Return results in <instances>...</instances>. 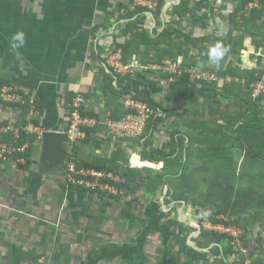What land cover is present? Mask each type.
Instances as JSON below:
<instances>
[{
	"label": "crops",
	"instance_id": "obj_1",
	"mask_svg": "<svg viewBox=\"0 0 264 264\" xmlns=\"http://www.w3.org/2000/svg\"><path fill=\"white\" fill-rule=\"evenodd\" d=\"M121 1L0 0V88L12 84L30 95L37 109L29 118L35 117L41 127L60 129L68 119L72 97L76 93L86 97L84 109L102 119L109 113L121 116L125 111V97L117 91V78L102 58L107 48L113 44L117 47L123 41L124 33L118 29L123 19L119 14L127 11L133 1ZM192 2V13L207 14V22L200 24L201 21L194 20L192 15V21H181L178 25L181 31L185 30L197 39L189 44V60L204 63L205 56L207 65L214 66L208 60V52L216 43H221L228 51L219 68L231 72L226 76H232V82L221 80L213 89L206 91L198 83L179 82L164 76L146 77V83L153 96L160 95L158 103L165 107V113L171 109L168 105L171 100L176 104V112L182 111L184 102L202 110L200 103L204 101L213 104V108L217 107L215 104L223 108L228 100L236 107L235 112H239L247 103L248 77L264 66V7L243 12V8L238 9L241 0ZM111 8L114 11L108 12ZM104 11H107L106 15ZM236 18L241 21L236 22ZM113 19L114 39L102 33L106 28L105 22ZM21 30L25 34V44L14 52L10 46L11 37ZM91 30L95 33L91 34ZM237 40H240L239 45L235 47ZM245 56L249 62L245 61ZM177 59L183 60L184 54L180 53ZM11 106L0 100V121H21L22 106ZM208 110H211L209 106ZM211 114L212 119L223 121L218 113ZM191 118L198 122L202 117L192 114ZM87 145L78 146L76 157L79 160L101 156L102 149L94 148L92 143ZM106 146L109 145H103ZM66 151L69 154V150ZM21 173L22 170L11 164L0 166V264H120L126 259L130 264L131 255L137 254L136 249L143 256L141 264L165 262L166 256L152 247L150 240L151 229L157 227L161 220L154 224L158 219L155 209L145 210L148 220L151 221L152 216L154 220L142 226L136 240L123 238L139 209L108 206L109 201H114L109 199L114 197H102L77 188H70L67 195H82L85 200L89 197L88 208L81 213L73 207L65 208L63 205L61 208L60 200L64 197L61 187L65 190L64 171L60 185L50 191H45L46 186L42 187L43 194H39L41 202H36L34 207H23L22 194L15 187L10 190L8 184L11 180L8 174L15 177ZM54 179L47 177L46 184L51 185ZM104 198L108 200L106 206L95 204L97 201L102 203ZM161 212L163 216L168 213L175 218L184 215L182 209ZM192 220L196 225H204V222L199 224L196 218ZM163 229L167 235L168 228L163 226ZM159 241L162 244V240ZM214 247L219 248L215 250L218 257L222 251L227 259L233 258L234 250L226 242L217 243ZM194 249L198 251L197 247ZM157 252L160 254L152 255ZM197 254L193 261L191 256L188 258L182 254L184 262L212 264L210 253Z\"/></svg>",
	"mask_w": 264,
	"mask_h": 264
},
{
	"label": "rangeland",
	"instance_id": "obj_2",
	"mask_svg": "<svg viewBox=\"0 0 264 264\" xmlns=\"http://www.w3.org/2000/svg\"><path fill=\"white\" fill-rule=\"evenodd\" d=\"M132 1V6H129L127 11L119 14V18L123 20L120 21L118 29L127 31L122 36L123 41L121 43H126L128 39L132 38L135 43L139 44L137 50L143 52L141 56L137 55L136 58L143 63L144 69L136 70L135 74L141 70L139 72L144 73L146 77L151 79L158 76L170 78V76L163 77L164 74L162 73L167 72L160 70L159 66L167 60H177L174 58V51L181 49L186 52V50H191L189 44H185L186 31H181L178 25H180L181 21L185 22L192 19L191 16L193 15L192 12L194 9L192 6L193 0ZM140 1H151L152 9L146 12L143 9L139 11L140 7L144 6L139 3ZM111 9L108 12L114 11V8ZM104 12L106 15L107 11ZM236 20L237 22L241 21L240 18H236ZM105 25L106 28L102 29V33L108 34L114 39V19L105 22ZM90 32L91 34L95 33L93 30ZM134 32H137V39L132 37ZM112 46L107 48V50H114V44ZM102 58L105 62V55ZM170 75L171 79H178V77H174L172 74ZM207 84L213 88L217 85V83ZM12 86L16 88V86ZM158 86V89H160L159 83ZM200 88H205V86L200 85ZM16 90L24 96V103L20 104V107L22 106L21 114L23 118L19 123L23 127L28 124L41 127L40 124L36 123L35 117L29 118L37 109L36 102H32L30 95L25 94L20 89L16 88ZM164 93H161V95L163 96ZM157 96L155 95L153 98L156 102H159L160 95ZM204 99L206 100V98ZM249 103L247 102L241 106L242 109L239 112H235L236 107L229 100L223 108L218 107V104H215L217 107L213 108V104H208L207 101H204L202 104L200 103V106H202L200 109L202 110H196V106L193 104L191 106L190 103L184 102L181 105L183 107L182 111L176 112V104L171 100L168 104L171 108L168 110V113L158 110V114H160L162 119L150 138V144L152 147L157 146L166 151L172 150L173 142H171L169 135L170 132L177 130L180 137V146L177 148L175 155L169 158L166 165H164L163 161L155 162L149 159L147 163H144L146 159L139 158L140 151L133 152L130 157L133 167H148L151 169L134 170L131 175L134 178V181L130 182L132 183L131 189L127 191L124 186L120 187L123 191L122 194H115L120 197L119 199H109L114 201L108 202L107 198H104L102 203L99 204L98 201L95 203L102 207L103 205L106 206L108 202V206L112 207L124 206L136 210L139 209L133 216L130 223L131 227L122 236L123 238H134L136 240L142 226L153 222L154 216H152L151 221L148 220L149 215L146 214L145 210H150L152 207L160 212L182 209L184 215L180 217L175 218L174 215L172 216L168 213H165L164 216L162 215L158 218V220H161L157 227L150 231L152 247L160 250L164 254L163 256H166L165 262L163 263L162 260L161 264H186L183 260V255L187 254L184 250L185 247L193 250H195L194 247H197L198 251H195L200 254H204L205 252L210 253L213 258L212 264H264V156L261 159L256 158L248 149L249 142L240 139V135L237 133L238 127H241L239 123L240 117L243 111L247 109L246 107L249 106ZM208 106L211 110H208ZM11 107H14V105ZM259 110L264 111V103L261 104ZM196 111H198L199 115L195 114L197 113ZM213 112L218 113L223 121L212 119L211 113ZM192 114L193 116L202 118L198 119V122H195L191 118ZM208 124H211L209 125L210 128L216 127L215 129L219 134H227L229 139L226 144L228 147L227 152L231 158L227 159V157H224L219 162L208 155L209 153L206 154V148H208L210 142L204 138V134L206 131L205 125ZM239 132L242 134L243 130H239ZM200 136H203V139ZM252 139L253 144L256 143L257 145L256 148L264 147V138ZM91 143L95 145L94 140ZM91 143L89 142V145ZM87 144H83L82 147L88 146ZM63 146L65 147V143ZM34 148V155L32 156L34 161L30 170L23 171L21 175H15V177L13 174H8L11 177V180L8 182L10 184V190L12 187H15L22 194L23 207H34L36 202H41L39 194H43L41 193L44 190L42 189L43 186H46L45 191H50L51 188L53 189L55 186L60 185L65 162L69 157L68 151H66L67 156L64 152H60L51 159H46L42 153L41 141L35 142ZM99 148L103 151L101 157H110L112 155V160L110 161L114 164V150L116 146L103 147L100 145ZM129 149L130 146H124L123 148L126 153L131 151ZM74 154L77 156L79 152L77 153L75 151ZM123 162L122 164H125L127 160H123ZM63 163L64 165H62ZM163 166H166V169ZM121 170L123 172L130 171L125 166H122ZM114 172L119 174L125 182L126 174L124 176L121 172L115 170V167ZM182 172L183 174L181 175ZM49 176L55 178L53 180L54 184H46V178ZM153 181L156 182L157 186L155 189H150V184ZM61 191H63L64 195L63 199L60 200L61 208L63 205L65 208L67 206L73 207L81 213L84 208H88V205H90L89 197L85 200L82 199V195L79 197L68 196L66 190H63V187H61ZM127 192L131 195L125 198L124 196ZM33 196L36 197L34 198ZM201 210L207 217L221 218L227 222V224H219L239 230V244H232L233 239H223L212 233H207V231H216L208 225L209 219L204 221L203 226L196 225L192 219H198ZM192 212H194L193 215L191 214ZM163 226L168 228L167 235ZM166 236L167 238H165ZM159 240H162V244ZM216 242H226L232 247L234 250L233 258L230 257L227 259L222 251L218 257L215 250H219V248L214 247L217 244ZM241 248L246 253H243ZM135 253H137L135 256L132 257L131 255L130 257V264H141L143 256H141L138 249H136ZM158 253H153L152 255L155 254L154 256H156ZM127 263L128 261L126 259L124 263L120 264ZM190 264L193 263L191 262Z\"/></svg>",
	"mask_w": 264,
	"mask_h": 264
},
{
	"label": "built area",
	"instance_id": "obj_3",
	"mask_svg": "<svg viewBox=\"0 0 264 264\" xmlns=\"http://www.w3.org/2000/svg\"><path fill=\"white\" fill-rule=\"evenodd\" d=\"M139 3L143 4V7H148L149 10L152 9L151 1H140ZM260 7H264V0H249L243 7V12ZM105 58V66L112 73L114 72L115 77L127 74L134 75L136 70L144 69L143 63L136 56L127 63L123 62L120 47L108 50ZM159 69L178 78L184 74H189L190 78L197 82L213 83L224 80L230 83L233 80L232 76L223 77L222 73L215 70L187 65L181 59L167 60L159 66ZM257 74L258 77L247 85L251 89L250 98L252 101L264 96V66L260 68V72ZM0 100L10 105H20L24 103V96L12 85H5L0 88ZM85 103L86 97L82 93H76L72 97L68 119L58 129L64 134L66 148L69 150V157L64 166L65 190L77 188L93 193L102 192L109 196L122 194V189L116 185L124 182L119 174H116L114 170L79 165L80 160L72 156V150L89 143L92 138L98 139L102 146L136 144L140 147L138 141L140 139L142 142L145 139L147 125L156 112L142 98L128 95L124 99L125 112L123 115L115 118L109 113L102 119L96 115L86 113ZM44 130L45 128L32 124L23 127L18 121H0V166L5 164L16 166L17 163H24L25 158L22 153L30 146L31 136H33L34 143L41 141ZM22 131L27 134L25 141L22 140ZM129 166L133 167L131 159L129 160ZM208 223L214 230L231 236L230 240L233 239L232 244H239V230L223 224ZM241 250L246 253L243 248Z\"/></svg>",
	"mask_w": 264,
	"mask_h": 264
},
{
	"label": "trees",
	"instance_id": "obj_4",
	"mask_svg": "<svg viewBox=\"0 0 264 264\" xmlns=\"http://www.w3.org/2000/svg\"><path fill=\"white\" fill-rule=\"evenodd\" d=\"M248 2H249V0H241V3L239 5L238 9L243 8ZM185 4H187V3L185 2ZM179 7H183V6H179ZM178 8H177V10H178ZM142 9L145 12L149 10L148 7H140L139 11H141ZM181 13H182V11H181ZM193 16H194V20L201 21V24L207 22L206 21L207 14L197 15L196 13H194ZM122 32H124V34H126L127 31L122 30ZM132 37L134 39H137V37H138L137 32H134V34H132ZM139 39H141V38H139ZM196 40L197 39L194 36L186 33V36H185V42L186 43L185 44L194 43ZM239 41L240 40H237L235 42V47H236V45H239L238 44ZM138 45L139 44L135 43L132 38L128 39L126 43H119L118 44V46L121 47V49H122V60H123V62L127 63L131 57L137 56V55H140V56L142 55L143 52L141 50H137ZM188 52H189V50H186V52H185V50H181V49L174 51V58L177 59L178 55L180 53H182V54H184V60L183 61L184 62L186 61L187 63L185 62V64H187V65H194L196 67H202L205 69H212V70H215L217 72L222 73L223 77H226V75H228V73L230 72L229 70L224 69V71H223V69H221V68L217 69L214 66L207 65V61H206L207 58L205 56H203V59L205 61L204 63L201 61L190 62V60L188 58L189 57ZM258 72H260V71H258ZM258 72H256V73H255V71L251 72V75L248 77L250 82H252L254 79H256L258 77V74H257ZM162 74H164L163 76H170V78H171L170 74H167V73H162ZM116 78H117V82L119 85V88L117 89V91L119 93L123 94L124 97L129 95V96H133L135 98H142L156 112V114H154L152 116L150 122L147 125V129H146V133H145L146 134L145 139L142 142L139 139L138 143L140 144V147L137 146L136 144H130V145H126V144L119 145V144H117L116 149L114 150V164H112L110 161V160H112V155H110V157L98 156L95 159L91 158L88 160L80 159L78 164L91 166V167H95L98 169H109V170H114V167H115V170L121 172V174H123L124 176L126 174L125 182L118 183L116 185L118 187L124 186L128 191L131 189V185H132V183H130V182L134 181V178L131 177V175L133 174L132 172L134 170L144 169V168L151 169L148 167H144V168L130 167L129 166V160H130L131 154L133 152L140 151V153H141L139 156L140 159H147V160L149 159V160H153L155 162L163 161L164 165H166V162H168L167 160L169 158L173 157V155H175V152H177V148H179V146H180V141H179L180 137L178 134L179 132H177V130L170 132L169 138L171 139V142H173V147H172V150H170V151H166V150H164L160 147H157V146L152 147L150 144V138L154 134L155 130L158 127L160 120L162 119L160 114H158V110L166 111L165 107L163 105H161L160 103L156 102V100H154L152 92H151L150 88L148 87V84L146 83L147 80H146V76L144 73L138 71L134 75H130V74H127L125 76L118 75ZM177 80L179 82L189 81V82L198 83L199 85H203V86H205V88H202L203 91H206L207 89H213V87L210 86L209 84H207V82L193 81L190 78L189 74H184L182 77L178 78ZM217 82H219V81H217ZM217 82H213V83H217ZM8 83H10V81ZM246 93H247L246 100H247V102H249L251 100V98H250V93H251L250 87H247ZM263 102H264V96L259 97L256 101H253V102L250 101L249 106L246 107L247 109L243 111V114L240 117L239 123L241 124V127H238V131H237L238 135H240L239 138L243 139L244 141L249 142L248 149L250 150V152H252V154L256 158H259V159H261L264 156V147L256 148L257 145H256V143L253 144L252 138H264V111L262 112L259 110L261 108V104ZM124 112H123V114H124ZM86 113H88L90 115H94V113H91V112L86 111ZM112 116L115 118L119 117L116 114L115 115L112 114ZM36 123H38V122L36 121ZM209 125H211V124L205 125L206 131L204 134V138H206V140H208V142H210L208 148H206V154L209 153L208 155L212 156L215 161H219V162L221 160H223L224 157H227V159L231 158V156H229V154L227 152L228 147L226 144H227V141L229 140L227 134L226 133L219 134L215 129L216 127L210 128ZM207 129H209V131H207ZM239 130H243L242 134H241V132H239ZM26 136H27L26 132L22 131V140L23 141H25ZM200 138L203 139V136H200ZM92 140L95 141L94 148L99 147L101 145V142L98 139L92 138L91 141ZM124 146L125 147L130 146L129 150H131V151L127 150L128 153L124 152L125 151V150H123ZM34 149L35 148H34L33 136H31L30 146L26 149V151L24 153H22V156L25 158V162L24 163H17V165H16L17 169H20V170L25 171V172L30 170L32 163L34 161L32 159V156L34 154V152H33ZM75 151H78V149L74 148L72 150V156L77 159L76 155L74 154ZM145 151H147V152H145ZM123 160H127V162L125 164H122V163H124ZM122 166L129 168L130 171L123 172L121 170ZM163 168L166 169V166H163ZM124 171H125V169H124ZM182 174H183V172L181 173V175ZM156 186H157L156 182L153 181V183L150 184V189H155ZM98 195L104 197L105 194L102 192H100V193L98 192ZM130 195L131 194H129L127 192V194L124 197L128 198V197H130ZM110 196L114 197V199L120 198L119 196H116V195H110ZM152 209L156 210V211H154V213L156 214V217L160 218L163 215V213L158 211L156 208L152 207ZM211 217L212 216H209V217L205 216V214H203V211L201 210V214H200V217L198 218V222H199V224H201L202 222L206 221V219H209L208 221L211 222L212 224H219V223H226L227 224V222L221 218H211ZM157 222H159L158 219L156 222H154V224ZM207 233H209V234L212 233L215 236H217L219 238H223V239H230L231 238V236H229L228 234L219 233L217 231H210V232L207 231ZM184 250L187 253L186 255L188 256V258L191 256L192 261L198 255L197 251H195L191 248L185 247ZM187 263L190 264V262H187Z\"/></svg>",
	"mask_w": 264,
	"mask_h": 264
},
{
	"label": "water",
	"instance_id": "obj_5",
	"mask_svg": "<svg viewBox=\"0 0 264 264\" xmlns=\"http://www.w3.org/2000/svg\"><path fill=\"white\" fill-rule=\"evenodd\" d=\"M65 143V136L61 131L58 130H51V129H45L42 132V153L45 155L46 159H51L54 157V155L58 153L64 152L66 153V143L65 147L63 146ZM55 162V161H54ZM64 165V163L62 164Z\"/></svg>",
	"mask_w": 264,
	"mask_h": 264
},
{
	"label": "clouds",
	"instance_id": "obj_6",
	"mask_svg": "<svg viewBox=\"0 0 264 264\" xmlns=\"http://www.w3.org/2000/svg\"><path fill=\"white\" fill-rule=\"evenodd\" d=\"M222 33H218V35H221ZM25 44V34L24 32L17 31L12 37H11V49L15 52L16 50L22 48ZM228 50L223 47L221 43H216L214 46H212L208 52V60L209 62L214 65L217 69L220 67V62L223 59L225 53Z\"/></svg>",
	"mask_w": 264,
	"mask_h": 264
},
{
	"label": "bare ground",
	"instance_id": "obj_7",
	"mask_svg": "<svg viewBox=\"0 0 264 264\" xmlns=\"http://www.w3.org/2000/svg\"><path fill=\"white\" fill-rule=\"evenodd\" d=\"M244 59H245L246 62H249L248 59L246 58V56L244 57ZM144 161H145L144 163H147V162H148L147 159L144 160ZM145 165H146V164H145Z\"/></svg>",
	"mask_w": 264,
	"mask_h": 264
}]
</instances>
